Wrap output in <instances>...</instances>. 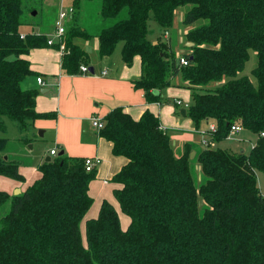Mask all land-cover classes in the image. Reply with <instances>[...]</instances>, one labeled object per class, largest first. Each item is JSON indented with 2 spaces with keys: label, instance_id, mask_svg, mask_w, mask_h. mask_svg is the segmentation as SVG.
<instances>
[{
  "label": "trees",
  "instance_id": "obj_1",
  "mask_svg": "<svg viewBox=\"0 0 264 264\" xmlns=\"http://www.w3.org/2000/svg\"><path fill=\"white\" fill-rule=\"evenodd\" d=\"M94 4L96 13L87 15ZM73 5L62 36L65 73L79 74L82 64H90L77 40L97 37L101 57L113 55L122 43L127 66L141 61V76L133 83L147 101H161L180 76L192 92L187 116L197 127L213 120V142L227 139L235 124L258 137L249 153L208 147L191 158L188 143L176 153L158 115L146 110L136 120L117 106L102 119L99 133L115 155L127 159L113 181L121 184L114 195L131 219L128 228L104 200L98 216L86 220L83 240L80 224L94 201L89 185L97 171H86L83 157L57 154L39 166L41 177L22 193L0 190V264H264V194L258 186V173L264 176V0H73ZM38 7L30 0H0V131H7V119L14 121L25 143L35 121L53 116L36 110L39 90L30 79L39 73L27 58L32 49L51 46L49 37L23 33L36 25L32 13ZM183 7L186 42L193 43L183 54L188 65L179 62L170 41L154 44L149 28L154 18L162 31L171 29ZM252 52L257 65L250 77L243 71ZM8 142L0 137L1 153ZM193 159L204 174L200 185ZM0 175L25 180L9 156L0 155Z\"/></svg>",
  "mask_w": 264,
  "mask_h": 264
},
{
  "label": "crops",
  "instance_id": "obj_2",
  "mask_svg": "<svg viewBox=\"0 0 264 264\" xmlns=\"http://www.w3.org/2000/svg\"><path fill=\"white\" fill-rule=\"evenodd\" d=\"M43 2L44 1L42 0L41 4L44 7ZM59 4L60 2L57 1V5L50 6L53 8L55 13L54 20H56L60 9ZM33 22L36 25L25 26L23 28L24 34L28 32H35L46 34L48 37L54 36L55 22L53 25L47 23L45 26L43 23H37L35 18H33ZM185 29L187 30V28ZM170 38L171 37L169 36L167 41ZM94 40L95 50L98 51L99 40L97 37H94ZM77 43L79 44V40H77ZM62 57V53L59 49L53 46L32 49L27 56L31 62L32 69L39 73L38 76H34L30 79L31 85L37 87L39 90L36 100V110L42 113H53V116L50 118H41L35 121L32 129L39 130L43 128L45 129L43 131L44 134L51 132L53 134L52 137L54 144L58 147V149H60V151L64 150V153L67 156L83 158L99 157L101 159V163L96 169V178L93 179L89 185V193L93 197L94 201L84 218V222L86 224V220L97 217L102 202L104 200H108L118 210L122 228L126 230L131 222V219L130 217L129 219L123 218L122 223V211L114 195V189L120 188L121 184L114 182L113 176L121 170L127 162V159L113 153L112 143L100 135V130L93 125V117L103 119L112 109L117 106H122L134 119L138 120L146 110H150L155 115L159 116L162 127L169 132V128L163 124L160 116L163 108L166 106L165 103H167V106H170L172 109H176L179 116L187 118V113L186 115H183L181 113V109L183 107L175 104V100L180 98H172L168 95L167 99L170 100H166L163 94V97L159 102L147 101L145 91L136 88L133 83L141 76V61L139 58H137L134 64L129 67L123 62L122 56L116 61H113L112 55L101 57L102 66L99 70L94 67V73H79L73 75L65 73L62 69ZM135 65L137 66V70L132 71V68ZM88 66L91 67L92 64H89ZM105 69H107L108 73L103 75L102 71ZM38 77H42L43 83H40L37 80ZM174 85L175 80L173 82V86L169 87L167 90L173 88ZM174 106L178 108H175ZM205 121H207L208 124V127L205 129L207 130L210 124L214 123V121L211 119H207ZM179 127L180 126H174L171 128L172 131L178 133L179 135L177 137L170 135L171 139L177 138L180 140L179 147L175 148V144H172V146L177 154H182L185 144L188 143L189 146H191V155L194 153V156L191 158H196V155L202 149L206 148L202 143L203 136L201 144H195L193 142L194 132L186 131ZM32 132L33 131H31V134H34V132ZM240 132L252 133L250 130L242 128L240 131L235 132L230 138L225 140L235 139L236 135L240 134ZM18 139L20 140V137H18ZM219 143L215 144L218 145ZM52 149L53 148H51V150ZM58 149H56L57 154H59ZM227 149L236 152L234 148ZM51 150L50 156L51 159H53L54 156L51 155ZM238 151L246 153L244 148L237 150V152ZM46 160L47 157L45 161ZM193 162L195 163L196 160ZM20 171L25 176L24 181H18L12 178H10L12 181H8V179L4 178L6 176L0 175V182L4 180L3 183L8 185L10 184L9 186L11 187V190L19 189L22 193L28 186L41 177L40 171L35 172L31 178L26 177V174L24 170H22L21 166ZM98 177L99 179H97ZM111 181L113 184H111ZM98 184H104L100 195H97ZM109 187L113 188L112 192L109 190ZM9 193L13 194V192Z\"/></svg>",
  "mask_w": 264,
  "mask_h": 264
},
{
  "label": "rangeland",
  "instance_id": "obj_3",
  "mask_svg": "<svg viewBox=\"0 0 264 264\" xmlns=\"http://www.w3.org/2000/svg\"><path fill=\"white\" fill-rule=\"evenodd\" d=\"M30 0L32 4H37L38 11L36 15H33L35 17V21L37 23H43L45 24H54V11L53 8L50 7L52 5H57V1L60 2V9L58 13L60 12L61 9H67L68 7H71L73 5V0H67L66 2H62L61 0ZM96 4V3H95ZM95 4L89 6L87 9V15H94L97 11L98 4ZM43 7V9H42ZM42 9V10H41ZM187 11V8L183 7L179 9L176 14H175V22L174 26L169 29V36L171 37L168 39V41L171 42L172 49L175 51V54L177 57L182 56L184 53L188 52L189 50L187 49V42H186V32L187 30L185 29L186 27L183 24V18L184 14ZM69 21H67L68 23ZM201 23V22H199ZM40 28V27H39ZM149 28L153 30V35L151 36L152 39L158 40V39H163L167 41V36L165 35L164 31L160 29V26L158 22L152 18L149 21ZM164 33V36H163ZM156 37V38H155ZM94 37L91 39H79V45L86 50L89 55H90V64L92 66L96 67L98 70L102 66L101 62V55L99 50H95V42H94ZM121 49H122V43H120L115 52L112 55L113 61L119 60L120 55H121ZM257 65V56L255 53H251V58L246 64V68L243 71V74L248 75L252 77V69L255 68ZM137 66L135 65L132 68V71H136ZM175 85L173 88H170L169 90H165L163 93L165 96L166 100L167 96L169 95L172 98H180L184 103H190L191 98H192V92L184 86L182 83L181 77L177 76L175 79ZM165 102V100H164ZM166 106L163 108L161 119L163 121V124L169 128V132L171 136H179L178 133L174 132L171 130L172 127L174 126H180L179 128L186 130V131H193V142L195 144L200 145L203 132L205 129L208 127L207 121H202L199 125V127L196 126L194 121L190 118H184L182 116H179L178 111L176 109H172L170 106H167V103H165ZM175 107V106H174ZM173 107V108H174ZM178 108V107H175ZM157 110V109H156ZM7 123V131L6 132H1L0 131V137H6L9 139L7 148L5 151L2 153L0 152V155L2 156H9L11 160H15L17 163L20 164L22 170H24L26 177L31 178L35 172L39 171V166L42 165L45 162L46 157L50 156V150L51 148L53 149H58L56 145L53 142V134L51 132H48L47 134H43V136L40 135V130L44 131L45 129H39V130H33L34 134H31V141L30 143L26 144L25 142H22L21 140L18 139L20 137V132L18 130V126L14 121H11L9 119L6 120ZM32 132V133H33ZM172 144L174 145L175 148L179 147L180 145V140L172 138ZM257 140V135L249 133V132H240V134L236 135L235 139L233 140H224L220 142L218 145L214 144L212 147H221L223 149L227 148H234V150H240L241 148H244L246 150V153L250 152L252 149V146ZM191 148V146H190ZM60 152V149H58V153ZM99 169V168H98ZM193 172L197 178V182L200 185L203 182L204 179V174L202 172V168L199 162H195L193 164ZM5 179H8V181H12L9 177H4ZM96 178V177H95ZM94 178V179H95ZM99 179V177L97 178ZM0 182V190L2 191H8V192H13V194L16 192V190H11L10 184H6ZM111 184L112 181H111ZM104 185V184H103ZM103 185L98 184V192L97 195H100L102 193ZM258 186L261 190V192L264 193V176L262 174L258 173ZM109 190H113V188L109 187ZM108 201V200H107ZM10 210V205H5L1 209V215H5L8 211ZM122 214V223H123V218L129 219V216L126 215L125 213L121 212ZM80 229L82 233L83 240L85 241V222L84 219L80 224Z\"/></svg>",
  "mask_w": 264,
  "mask_h": 264
},
{
  "label": "built area",
  "instance_id": "obj_4",
  "mask_svg": "<svg viewBox=\"0 0 264 264\" xmlns=\"http://www.w3.org/2000/svg\"><path fill=\"white\" fill-rule=\"evenodd\" d=\"M61 1L66 2L67 0H61ZM74 14H75L74 5H72L71 7H68L67 9H64V8L61 9L57 15V18H56L55 24H54L55 34L53 37H49V39H48V44L51 46L54 45L56 42H59L58 49L62 53V56L64 55V53H66V44L62 40V36L66 32L67 21H69ZM164 33L167 37H169V34H170L169 30H166ZM23 37H24V34H23ZM177 58L181 64L188 65L189 60L184 55L177 57ZM80 72L82 74L92 73L87 64H82L80 66ZM107 73H108L107 69L102 71L103 75H106ZM37 80L40 83H43L42 77H38ZM175 104L178 106H182L183 108H186V110L190 106V103H184L180 99H176ZM93 125L100 130L101 128L104 127V122L102 119H99L98 117H93ZM216 129H217L216 124L212 123V124H210L209 128L203 132L202 143L206 148L212 147L215 144V142H213L211 139H212V136L214 135V133L216 132ZM241 129H242V127L238 124L232 125L230 134L227 138H230L235 132H238ZM260 135L264 136V132H262ZM51 155H53V156L57 155V150L52 149ZM100 163H101V159L99 157H87V158H85L86 171H88V172L94 171L95 169H97V167L99 166Z\"/></svg>",
  "mask_w": 264,
  "mask_h": 264
},
{
  "label": "water",
  "instance_id": "obj_5",
  "mask_svg": "<svg viewBox=\"0 0 264 264\" xmlns=\"http://www.w3.org/2000/svg\"><path fill=\"white\" fill-rule=\"evenodd\" d=\"M36 14H37V10H34L33 13H32V15H36ZM156 43H157V41L154 42V44H156ZM192 45H193L192 42H188V43H187V46H192ZM89 68H90V71H91L92 73L95 72V68H94V66H91V67H89ZM158 92H159V91H156L155 93H158ZM181 113H182L183 115H186V113H187L186 108H182V109H181ZM43 134H44V132H43L42 130H40V135L43 136ZM63 154H64V150H62V151L59 152V155H63ZM193 156H194V153L191 155V157H193ZM50 160H51V156H48L46 161H50ZM20 193H21V191H20L19 189H17L16 192L14 193V195H18V194H20Z\"/></svg>",
  "mask_w": 264,
  "mask_h": 264
}]
</instances>
